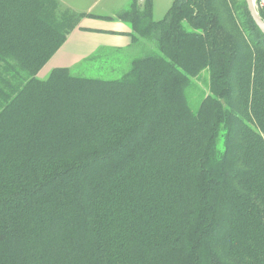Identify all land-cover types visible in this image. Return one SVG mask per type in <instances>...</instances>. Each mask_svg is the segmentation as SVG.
Here are the masks:
<instances>
[{
  "label": "trees",
  "instance_id": "obj_1",
  "mask_svg": "<svg viewBox=\"0 0 264 264\" xmlns=\"http://www.w3.org/2000/svg\"><path fill=\"white\" fill-rule=\"evenodd\" d=\"M58 7L0 0V264H264V33L246 0H175L157 22L132 0L106 19L157 51L116 80L38 78L87 16Z\"/></svg>",
  "mask_w": 264,
  "mask_h": 264
},
{
  "label": "crops",
  "instance_id": "obj_2",
  "mask_svg": "<svg viewBox=\"0 0 264 264\" xmlns=\"http://www.w3.org/2000/svg\"><path fill=\"white\" fill-rule=\"evenodd\" d=\"M57 1L59 13L68 10L73 14H87V16L82 17L75 28L71 30L66 42L39 72V78L49 76L54 69L67 68L70 70L71 67L103 48L127 52L130 64L136 58L137 53L135 54L134 50L137 45L132 42L131 28L122 21L106 19L115 18L127 6L113 16H99L91 13L93 6H86V0ZM99 23L104 24L97 25ZM117 69L119 67H115L114 71Z\"/></svg>",
  "mask_w": 264,
  "mask_h": 264
},
{
  "label": "rangeland",
  "instance_id": "obj_3",
  "mask_svg": "<svg viewBox=\"0 0 264 264\" xmlns=\"http://www.w3.org/2000/svg\"><path fill=\"white\" fill-rule=\"evenodd\" d=\"M132 0H86V6H93L91 13L101 16H113L124 7H128ZM175 0H152L153 20L161 21L173 5ZM141 7L145 0H139ZM126 7V8H127ZM102 22V21H101ZM101 23L97 24L100 25ZM104 24V23H103ZM101 24V25H103ZM128 25V24H127ZM129 26V25H128ZM157 51V47L148 42L141 41L134 50L136 58H140L149 52ZM129 55L127 52L115 51L114 49L103 48L95 51L89 58L77 63L70 68L72 76L90 79L116 80L122 77L123 73L130 69ZM115 67H119L114 71ZM39 78V77H38ZM48 76L39 79H47ZM209 91V73L204 72L197 82L195 91L191 94V105L196 109L201 101L202 94Z\"/></svg>",
  "mask_w": 264,
  "mask_h": 264
},
{
  "label": "water",
  "instance_id": "obj_4",
  "mask_svg": "<svg viewBox=\"0 0 264 264\" xmlns=\"http://www.w3.org/2000/svg\"><path fill=\"white\" fill-rule=\"evenodd\" d=\"M246 2H247L248 9H249V12L253 20L255 21L258 28L264 33V20L257 12L255 5H254V0H246Z\"/></svg>",
  "mask_w": 264,
  "mask_h": 264
},
{
  "label": "built area",
  "instance_id": "obj_5",
  "mask_svg": "<svg viewBox=\"0 0 264 264\" xmlns=\"http://www.w3.org/2000/svg\"><path fill=\"white\" fill-rule=\"evenodd\" d=\"M254 5L259 15L264 16V0H254Z\"/></svg>",
  "mask_w": 264,
  "mask_h": 264
}]
</instances>
